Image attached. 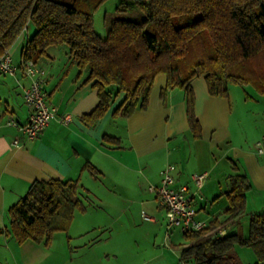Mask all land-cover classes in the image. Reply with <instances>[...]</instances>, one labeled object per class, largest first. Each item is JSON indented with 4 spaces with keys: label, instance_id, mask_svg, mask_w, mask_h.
<instances>
[{
    "label": "trees",
    "instance_id": "16d2710c",
    "mask_svg": "<svg viewBox=\"0 0 264 264\" xmlns=\"http://www.w3.org/2000/svg\"><path fill=\"white\" fill-rule=\"evenodd\" d=\"M105 0H0V55L29 25L34 32L21 51L22 61L35 62L47 48L67 46L69 59L86 71L85 82L96 89L98 102L81 115L86 124L103 117L119 95L113 111L126 117L149 100L154 76L164 73L168 88L183 89L189 128L200 127L195 116L192 81L202 77L212 96H228L229 85H250L264 93V0H120L116 11L140 10L137 21L117 17L106 21L105 35L94 28L95 11ZM106 144L117 137L103 135ZM87 170L96 176L93 165ZM228 206L224 218L206 227L184 232L186 245L179 260L192 264H238L235 246H250L264 261V210L248 216L243 234L240 218L246 214L244 174L227 176ZM78 179L35 180L7 210L0 233L48 245L56 231H67L75 211H84L83 187ZM235 222L238 228L218 233Z\"/></svg>",
    "mask_w": 264,
    "mask_h": 264
},
{
    "label": "crops",
    "instance_id": "0c3cea01",
    "mask_svg": "<svg viewBox=\"0 0 264 264\" xmlns=\"http://www.w3.org/2000/svg\"><path fill=\"white\" fill-rule=\"evenodd\" d=\"M28 29L9 48L15 64L22 61L24 43L34 32L33 26ZM100 35L103 38L105 33ZM67 52V46L51 45L37 61L47 72L44 95L56 108V116L34 139H26L17 125L26 122L29 116L30 110L21 96L28 78L21 73L15 77L0 73V228L7 224L9 207L28 191L29 185L48 178L78 179L86 197L97 194L99 183L109 182L111 186H106V190L112 196L106 202L109 208L121 205L122 213L128 212L133 204L156 203L161 208L156 193L149 187L159 183L160 171L168 164L175 167L174 187L186 185L192 193L195 185L191 176L206 173L200 189L210 179L212 190L220 191L210 205L199 191L192 199L196 217L207 224L213 218L225 217L223 211L229 204L225 194L229 189L227 176L235 172L244 174L249 183L244 201L246 215L264 210V155L253 151L254 142L264 136V93L256 89L255 95L240 94L233 90L236 84H231L228 96H212L204 80L195 83L194 114L200 127L195 135L189 128L183 89L168 88L165 74L159 73L154 76L145 108H138L126 117L114 115L123 99L119 95L106 114L89 125L80 117L97 104L96 89L91 82L84 81L86 71H81ZM65 113L71 115L69 123L60 120ZM104 134L117 137L119 144H106ZM16 139L18 142L14 143ZM87 165H93L99 173L95 176L87 170ZM222 185L226 188L221 189ZM98 198L105 202L103 197ZM142 214L148 218L156 236L162 230V222L156 213L148 216L142 210ZM235 228L238 227L233 222L223 229ZM239 229L244 234V228ZM150 231L146 232L150 234ZM11 237L0 233L1 249L12 250L24 244ZM171 237L172 233L168 243ZM254 252L250 246H235L232 250L238 264H264ZM12 256L15 264L28 262L27 256L21 258L14 253ZM6 263L0 254V264ZM178 264L192 263L179 260Z\"/></svg>",
    "mask_w": 264,
    "mask_h": 264
},
{
    "label": "rangeland",
    "instance_id": "374dc122",
    "mask_svg": "<svg viewBox=\"0 0 264 264\" xmlns=\"http://www.w3.org/2000/svg\"><path fill=\"white\" fill-rule=\"evenodd\" d=\"M119 1L105 0L93 14L94 28L99 34L105 33L104 26L107 20L127 17L141 21L144 18L140 10L116 11L115 8ZM28 28L30 30L32 25ZM203 80L202 77L194 78L192 89L195 83H203ZM232 87L235 88L233 90L240 91V94L243 92L256 94V89L249 84ZM98 186L95 192L97 194L92 193L84 199L86 210L75 211L67 231H56L48 245L43 242L26 240L24 244L13 247L12 250L0 248L2 251L0 254L7 261L6 264H15L12 253L21 258L27 256L26 264H178L177 255L186 240L178 231L179 229L174 228L171 230V242L168 243L169 241L164 236L166 222L162 207H156V203L154 205L151 203L133 204L128 212L122 213L119 208L121 205L109 208L106 202V198L112 196L106 190L111 184L105 182V185L99 183ZM212 186L213 182L208 179L205 187L199 190L209 205L213 203V197L220 192L213 191ZM225 188L226 185L221 186V189ZM98 197H103L105 202H100ZM142 210L148 216L156 213V217L162 222V230L158 231L156 236L154 229L148 225V218L143 217ZM240 227L244 228L246 235L248 215H242ZM148 230H151L150 234L146 232ZM113 253H117V256Z\"/></svg>",
    "mask_w": 264,
    "mask_h": 264
},
{
    "label": "built area",
    "instance_id": "2783aa9c",
    "mask_svg": "<svg viewBox=\"0 0 264 264\" xmlns=\"http://www.w3.org/2000/svg\"><path fill=\"white\" fill-rule=\"evenodd\" d=\"M9 49L0 55V73L15 77L18 73L28 78V85L22 87L23 100L29 108V116L26 122L17 124L26 139H34L48 125L50 119L56 116V108L49 104L44 95V85L47 76L46 70L32 59L21 61L19 64L13 63ZM71 115L65 113L61 116L63 123H69ZM16 139L14 143H17ZM253 151L257 155H264V136L256 140L253 144ZM173 164H168L160 171V179L157 185L149 187L157 196L159 206L165 210L166 230L165 237L168 240L171 230L178 228L182 233L188 231L201 230L207 226V221L196 217L197 211L192 205V199L203 185L206 173L193 174L192 179L195 191H188L186 185L174 187ZM226 230L218 229V233L223 235Z\"/></svg>",
    "mask_w": 264,
    "mask_h": 264
}]
</instances>
